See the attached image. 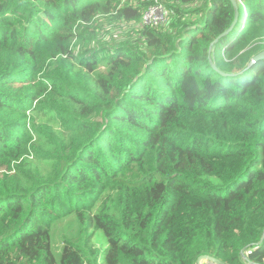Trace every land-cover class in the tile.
Wrapping results in <instances>:
<instances>
[{
  "label": "trees",
  "instance_id": "obj_1",
  "mask_svg": "<svg viewBox=\"0 0 264 264\" xmlns=\"http://www.w3.org/2000/svg\"><path fill=\"white\" fill-rule=\"evenodd\" d=\"M154 2L0 0V264H264V0Z\"/></svg>",
  "mask_w": 264,
  "mask_h": 264
},
{
  "label": "built area",
  "instance_id": "obj_2",
  "mask_svg": "<svg viewBox=\"0 0 264 264\" xmlns=\"http://www.w3.org/2000/svg\"><path fill=\"white\" fill-rule=\"evenodd\" d=\"M164 1L166 0H155L153 4L149 5L142 12L140 20L141 26L158 28L168 23L172 12L166 7Z\"/></svg>",
  "mask_w": 264,
  "mask_h": 264
},
{
  "label": "water",
  "instance_id": "obj_3",
  "mask_svg": "<svg viewBox=\"0 0 264 264\" xmlns=\"http://www.w3.org/2000/svg\"><path fill=\"white\" fill-rule=\"evenodd\" d=\"M234 6H235V10H236V17H235L234 23H233L232 27L230 28V30L233 28V26L235 25V23H236V21H237V13H238L237 5L234 4ZM230 30H229V31H230ZM217 40H218V38L215 39V42H216ZM263 59H264V50L261 51L260 53H258L257 55H255V56L251 59L250 64H255L257 61H259V60H263ZM260 243H261V241H260ZM206 260H207V261L214 262L215 264H222L221 261H219L218 259H215V258L210 257V256H206V255H203V256L198 257L197 260H196V264H202V262H203V261H206Z\"/></svg>",
  "mask_w": 264,
  "mask_h": 264
},
{
  "label": "rangeland",
  "instance_id": "obj_4",
  "mask_svg": "<svg viewBox=\"0 0 264 264\" xmlns=\"http://www.w3.org/2000/svg\"><path fill=\"white\" fill-rule=\"evenodd\" d=\"M239 1V0H238ZM200 2L199 3H195L193 5H183L184 8H197L200 6ZM133 25H127L125 23H121L119 25L118 29L112 30L111 31V35L112 36H119L122 33H125L127 30H129ZM2 111H5V109H2Z\"/></svg>",
  "mask_w": 264,
  "mask_h": 264
}]
</instances>
